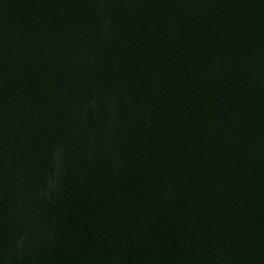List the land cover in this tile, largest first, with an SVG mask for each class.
Instances as JSON below:
<instances>
[{"label": "water", "instance_id": "obj_1", "mask_svg": "<svg viewBox=\"0 0 264 264\" xmlns=\"http://www.w3.org/2000/svg\"><path fill=\"white\" fill-rule=\"evenodd\" d=\"M0 264H264V0H0Z\"/></svg>", "mask_w": 264, "mask_h": 264}]
</instances>
